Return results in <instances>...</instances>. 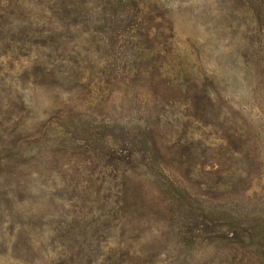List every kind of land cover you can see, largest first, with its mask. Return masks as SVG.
Returning <instances> with one entry per match:
<instances>
[{
    "label": "rangeland",
    "instance_id": "1",
    "mask_svg": "<svg viewBox=\"0 0 264 264\" xmlns=\"http://www.w3.org/2000/svg\"><path fill=\"white\" fill-rule=\"evenodd\" d=\"M252 11L0 0V264H264Z\"/></svg>",
    "mask_w": 264,
    "mask_h": 264
},
{
    "label": "trees",
    "instance_id": "2",
    "mask_svg": "<svg viewBox=\"0 0 264 264\" xmlns=\"http://www.w3.org/2000/svg\"><path fill=\"white\" fill-rule=\"evenodd\" d=\"M119 3H131V4H138L140 0H118ZM252 3V16H254L259 23L264 25V0H251ZM263 33L261 36H259V41L261 44L264 45V28L262 29ZM127 187H123L121 190L124 191V193L127 192Z\"/></svg>",
    "mask_w": 264,
    "mask_h": 264
}]
</instances>
